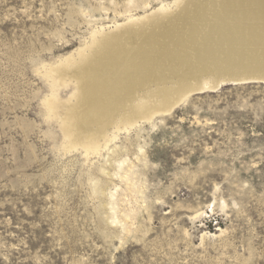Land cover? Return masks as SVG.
Wrapping results in <instances>:
<instances>
[{"label":"rangeland","instance_id":"obj_1","mask_svg":"<svg viewBox=\"0 0 264 264\" xmlns=\"http://www.w3.org/2000/svg\"><path fill=\"white\" fill-rule=\"evenodd\" d=\"M174 1L0 0V264H264L263 82L192 94L90 155L48 107L75 82L44 67Z\"/></svg>","mask_w":264,"mask_h":264},{"label":"bare ground","instance_id":"obj_2","mask_svg":"<svg viewBox=\"0 0 264 264\" xmlns=\"http://www.w3.org/2000/svg\"><path fill=\"white\" fill-rule=\"evenodd\" d=\"M206 9L214 13L211 23L200 20ZM263 21L264 0H175L123 23L95 27L55 69L43 68L62 85V74L75 82L64 102L55 96L47 100L51 111L63 108L54 114L64 143L97 153L120 129L170 113L197 92L216 91L215 77L243 72L264 77V30L254 27ZM247 80L253 79L237 84ZM141 90L147 91L144 102Z\"/></svg>","mask_w":264,"mask_h":264},{"label":"water","instance_id":"obj_3","mask_svg":"<svg viewBox=\"0 0 264 264\" xmlns=\"http://www.w3.org/2000/svg\"><path fill=\"white\" fill-rule=\"evenodd\" d=\"M261 74H257V73H241V74H232V75H223L222 77H215L216 81H218L217 84H219L218 89H220L222 86H227V85H235L241 81H239V79H243V78H252L253 80H247V82H250L248 84L251 83H256L254 79H257L259 82L258 83H264V77L260 76ZM220 76V75H218ZM223 79L224 82H221V80ZM206 92V91H204ZM199 93H203V92H197L195 94H199ZM193 94V95H195Z\"/></svg>","mask_w":264,"mask_h":264}]
</instances>
